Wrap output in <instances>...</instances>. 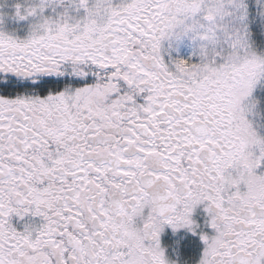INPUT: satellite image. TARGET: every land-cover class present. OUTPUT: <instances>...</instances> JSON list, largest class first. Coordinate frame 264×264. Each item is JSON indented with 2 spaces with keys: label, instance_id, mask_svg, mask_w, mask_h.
Instances as JSON below:
<instances>
[{
  "label": "snow or ice",
  "instance_id": "1",
  "mask_svg": "<svg viewBox=\"0 0 264 264\" xmlns=\"http://www.w3.org/2000/svg\"><path fill=\"white\" fill-rule=\"evenodd\" d=\"M0 264H264V0H0Z\"/></svg>",
  "mask_w": 264,
  "mask_h": 264
}]
</instances>
